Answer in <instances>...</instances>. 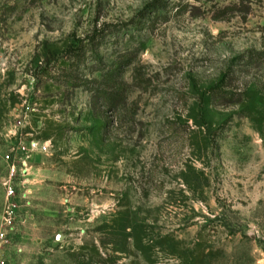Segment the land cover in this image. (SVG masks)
Here are the masks:
<instances>
[{"label":"rangeland","instance_id":"1","mask_svg":"<svg viewBox=\"0 0 264 264\" xmlns=\"http://www.w3.org/2000/svg\"><path fill=\"white\" fill-rule=\"evenodd\" d=\"M19 146L10 264H264V0H0V176Z\"/></svg>","mask_w":264,"mask_h":264},{"label":"built area","instance_id":"2","mask_svg":"<svg viewBox=\"0 0 264 264\" xmlns=\"http://www.w3.org/2000/svg\"><path fill=\"white\" fill-rule=\"evenodd\" d=\"M35 149V147L30 149L27 146H19L12 150V154L5 157L8 170L6 175L0 176V188L5 192V205L2 214H0V246L6 245L9 242V237L12 239V236L15 235L13 229H15L18 193L19 191L23 195L28 193L25 189L26 178L30 170L28 159ZM0 264H10V260L0 256Z\"/></svg>","mask_w":264,"mask_h":264},{"label":"trees","instance_id":"3","mask_svg":"<svg viewBox=\"0 0 264 264\" xmlns=\"http://www.w3.org/2000/svg\"><path fill=\"white\" fill-rule=\"evenodd\" d=\"M80 48H73V47H68L67 50L65 51V53H73L75 54V52H77V50ZM59 55L60 54H56L51 52V54L48 56V58H50L48 60V62L51 64L52 62H57L59 59ZM76 55V54H75ZM262 53L257 54L256 56H251L250 61L251 62H256L258 61V59L262 58L261 57ZM116 72L115 70H110L109 73H114ZM114 75V74H111ZM231 72L228 71L227 73H225V75L223 76V88L224 86L226 87L225 89H218L215 92V94H213L212 99L215 103H219V105H238V104H244L246 101H249L248 96L245 92H232L229 90V86L228 83L231 80ZM70 77V76H68ZM77 81V79L75 80ZM95 95H102L101 97H103L102 99L108 101V103H110V107L112 108V110H117L118 109V105L121 101V97L120 95L118 96L117 93L111 91L110 89L106 88L103 86L100 90H98V92L95 93Z\"/></svg>","mask_w":264,"mask_h":264}]
</instances>
